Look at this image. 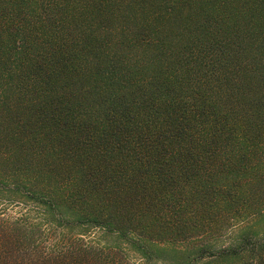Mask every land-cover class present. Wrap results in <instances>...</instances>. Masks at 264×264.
Wrapping results in <instances>:
<instances>
[{"label": "trees", "instance_id": "obj_1", "mask_svg": "<svg viewBox=\"0 0 264 264\" xmlns=\"http://www.w3.org/2000/svg\"><path fill=\"white\" fill-rule=\"evenodd\" d=\"M149 2L0 0V264H264V0Z\"/></svg>", "mask_w": 264, "mask_h": 264}, {"label": "rangeland", "instance_id": "obj_2", "mask_svg": "<svg viewBox=\"0 0 264 264\" xmlns=\"http://www.w3.org/2000/svg\"><path fill=\"white\" fill-rule=\"evenodd\" d=\"M144 1H149V0H144ZM153 3V0H150L149 4ZM147 8V6H145ZM264 202V199H263ZM253 230H256L259 234L262 233V236L264 234V218H258L254 221V225L251 226ZM263 238V237H262ZM264 253V250L262 251ZM163 260L170 261L171 257L163 255L162 257Z\"/></svg>", "mask_w": 264, "mask_h": 264}]
</instances>
